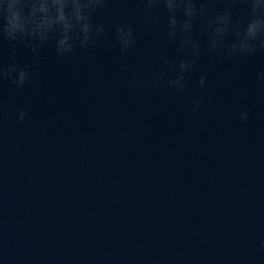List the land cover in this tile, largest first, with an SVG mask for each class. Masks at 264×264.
<instances>
[{"label": "water", "instance_id": "water-1", "mask_svg": "<svg viewBox=\"0 0 264 264\" xmlns=\"http://www.w3.org/2000/svg\"><path fill=\"white\" fill-rule=\"evenodd\" d=\"M9 2L19 19L9 36L0 0V264H264V0L194 14L199 56L182 90L169 82L191 43L169 39L163 7L146 21L140 0H107L88 13L87 42L81 21L61 53L59 3ZM237 25L261 33L253 50L229 31L212 51V30Z\"/></svg>", "mask_w": 264, "mask_h": 264}, {"label": "clouds", "instance_id": "clouds-1", "mask_svg": "<svg viewBox=\"0 0 264 264\" xmlns=\"http://www.w3.org/2000/svg\"><path fill=\"white\" fill-rule=\"evenodd\" d=\"M54 3H59L58 11V19L55 23L60 24V29L63 32V38L58 41V51L61 53L70 52L72 50V45L69 43L70 39H74V36H70L69 33L71 30L79 24L81 21H85L83 24L82 32L84 37V42H87L89 38V32L91 30V25L87 23L88 13L90 10L94 9L97 6H102L107 2V0H53ZM236 2V0H223L225 4L224 10H229V5ZM246 2V0H245ZM15 3L22 4L23 7H29L30 10L33 7L32 0H15ZM140 3L144 5L142 11L146 16V21L151 17L152 11L155 8L163 7L170 14H172L173 18L169 21V23L165 27V31L169 39H175L178 31L182 33L180 39V46L183 49L185 46L191 43V52L193 55L192 60L182 59L179 62V75L175 77V79L171 80L170 86L176 87L182 90L185 86V76L184 73L189 71L196 63L195 57L199 56V45L196 43H192L191 39L187 36L186 29L189 26V21L194 18V14L196 12H204L206 10H210V6L217 3V0H177V4L175 8L172 4L167 3V0H140ZM4 4L6 5V13H7V27L5 28V32L9 36H13L15 28L18 26L13 23L14 21L19 19L18 11L16 10L15 4L10 3L9 0H4ZM71 6V13L67 16L65 15V8ZM180 13L183 16H186L188 19L181 23L179 20L175 18V14ZM219 19V17H218ZM48 24L53 23V21H48ZM11 25V27H8ZM179 26V27H178ZM102 26L97 29V34L102 31ZM232 31L236 34L237 39L239 40V51L251 52L253 49L249 47L250 40H256L261 38V33L256 31L255 26H249L247 28V32H241L238 25L233 26L231 28L225 29H213L210 39L212 41V51H215L218 44L217 41L223 35H226L227 32ZM118 39L121 45V50L126 51L132 46L133 43V29L131 26L125 30L123 27L118 28L117 30ZM46 35H41V39H44ZM237 51V45L234 43L231 45V49L229 54H235ZM167 59H165L164 63L167 64ZM15 71V69H11L8 72H4L3 75L5 77H10L11 72ZM27 79V73L25 71H20L18 77L16 79V83L18 86H23ZM165 80V74L163 72L157 74L152 81V86L159 88ZM200 85H204V77L202 76L200 79ZM199 101H197V106ZM26 115V112L21 111L19 114V119L22 121ZM242 119H246V114L241 117Z\"/></svg>", "mask_w": 264, "mask_h": 264}]
</instances>
